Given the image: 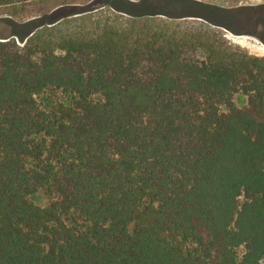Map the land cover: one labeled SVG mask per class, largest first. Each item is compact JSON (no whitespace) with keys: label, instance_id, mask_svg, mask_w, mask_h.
I'll return each mask as SVG.
<instances>
[{"label":"trees","instance_id":"obj_1","mask_svg":"<svg viewBox=\"0 0 264 264\" xmlns=\"http://www.w3.org/2000/svg\"><path fill=\"white\" fill-rule=\"evenodd\" d=\"M100 3L0 0V264H264V56L207 2Z\"/></svg>","mask_w":264,"mask_h":264},{"label":"rangeland","instance_id":"obj_2","mask_svg":"<svg viewBox=\"0 0 264 264\" xmlns=\"http://www.w3.org/2000/svg\"><path fill=\"white\" fill-rule=\"evenodd\" d=\"M101 0H47V9H50L51 12H54L52 17L63 14L67 15L70 12L77 10L79 7H96L95 9L86 12L85 18H81L80 14H75L72 16H67L66 21L60 26L63 32H74L78 30L94 29L96 25L100 22L105 24L106 22H114V18L118 15V12L113 11L109 6L103 5L99 6ZM209 2H215L218 4L232 5L236 3H260L264 0H204ZM120 14V13H119ZM8 14H1L0 16H7ZM88 16V17H87ZM33 17V16H32ZM31 17H20L19 20H27ZM186 21H195L194 19L184 20ZM197 22H203L202 19L198 18ZM238 28H241V25H237ZM219 32L223 33V36L230 42H232L236 47L250 53L260 56H264V42H261L255 39L252 36L245 34H233L231 31L227 30L224 27H214ZM7 25L0 21V34L8 33ZM19 42V41H18ZM21 45L22 42H19ZM38 100L43 104H52L58 95H55L53 92L42 93L37 96ZM31 199L38 205L46 206L51 201L52 197L43 189L37 191L31 195ZM240 251L243 248L239 249Z\"/></svg>","mask_w":264,"mask_h":264},{"label":"crops","instance_id":"obj_3","mask_svg":"<svg viewBox=\"0 0 264 264\" xmlns=\"http://www.w3.org/2000/svg\"><path fill=\"white\" fill-rule=\"evenodd\" d=\"M200 1L233 11L230 13L235 16V19H237L234 20V22L237 23L236 21L239 20L241 23V28H238L237 25H235V32L229 30L233 34H245L264 42V1L254 4L236 3L232 5L218 4L204 0Z\"/></svg>","mask_w":264,"mask_h":264}]
</instances>
